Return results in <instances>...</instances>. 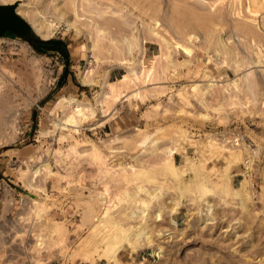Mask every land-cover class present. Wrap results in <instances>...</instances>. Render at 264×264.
<instances>
[{
    "label": "rangeland",
    "instance_id": "rangeland-1",
    "mask_svg": "<svg viewBox=\"0 0 264 264\" xmlns=\"http://www.w3.org/2000/svg\"><path fill=\"white\" fill-rule=\"evenodd\" d=\"M0 6V264L264 263V0Z\"/></svg>",
    "mask_w": 264,
    "mask_h": 264
},
{
    "label": "water",
    "instance_id": "water-1",
    "mask_svg": "<svg viewBox=\"0 0 264 264\" xmlns=\"http://www.w3.org/2000/svg\"><path fill=\"white\" fill-rule=\"evenodd\" d=\"M29 29V25L14 12L12 6H0V36L10 32L25 37ZM36 41L44 44L51 40L36 39Z\"/></svg>",
    "mask_w": 264,
    "mask_h": 264
},
{
    "label": "bare ground",
    "instance_id": "bare-ground-1",
    "mask_svg": "<svg viewBox=\"0 0 264 264\" xmlns=\"http://www.w3.org/2000/svg\"><path fill=\"white\" fill-rule=\"evenodd\" d=\"M4 2V0H0V2L1 3H3ZM253 29H251V31H252ZM255 31V30H254ZM251 34H253V31L251 32ZM255 37V36H254ZM86 74H88V73H86L85 72V77H86V80H88V77H87V75ZM123 80V79H122ZM83 81H84V79H83ZM107 84V83H106ZM113 84V83H112ZM110 94V92H104V95L105 96H107V95H109ZM69 103H72L73 104V102H75V100L74 99H70V100H68V99H66ZM80 105V104H79ZM76 105L75 106V111H76V113H79V114H81V112H82V107H85V106H82V105ZM65 122L66 123H63V125H70V124H72V123H75V119H74V117L73 116H69V117H67L66 119H65ZM76 129V128H75ZM76 131V130H75ZM58 154V153H57ZM76 154V149H75V147L74 146H71L70 148H69V150L65 153V155L66 156H73V155H75ZM64 155V154H63ZM62 155V156H63ZM76 156V155H75ZM108 170V169H107ZM106 190H107V188H106ZM109 190V189H108ZM108 190H107V192H108ZM113 194V193H112ZM108 195H111L110 193H108ZM107 195V196H108ZM109 197H112V195L111 196H109ZM108 197V198H109ZM99 204V203H98ZM100 204L102 205V209L103 210H100V212H99V217H97V214L95 215V211L97 210V207L94 205V204H89L88 205V208H86V210L84 211V216H85V218L87 219V220H94L95 219V217H97V220H96V223L97 222H101V220H102V215H103V213H104V210H105V205H106V201H102L101 200V202H100ZM105 214V213H104ZM142 228V227H141ZM151 241L152 240H150L149 238H148V242H149V244H151ZM153 242V241H152ZM158 249H156V251H157ZM262 262H264V260L262 261ZM262 264V263H261ZM264 264V263H263Z\"/></svg>",
    "mask_w": 264,
    "mask_h": 264
},
{
    "label": "flooded vegetation",
    "instance_id": "flooded-vegetation-1",
    "mask_svg": "<svg viewBox=\"0 0 264 264\" xmlns=\"http://www.w3.org/2000/svg\"><path fill=\"white\" fill-rule=\"evenodd\" d=\"M23 38L26 39L27 41L31 42V43H35L33 45L35 47L39 48V49L48 48V47L57 48V47H61L62 46V42L57 41V40L56 41H50V42L44 43V44L39 43L38 41H36V38L32 37V35L30 33V30H28L27 34Z\"/></svg>",
    "mask_w": 264,
    "mask_h": 264
},
{
    "label": "crops",
    "instance_id": "crops-1",
    "mask_svg": "<svg viewBox=\"0 0 264 264\" xmlns=\"http://www.w3.org/2000/svg\"><path fill=\"white\" fill-rule=\"evenodd\" d=\"M233 175H234V176H235V175H237V176H238V175H239V173H233Z\"/></svg>",
    "mask_w": 264,
    "mask_h": 264
},
{
    "label": "trees",
    "instance_id": "trees-1",
    "mask_svg": "<svg viewBox=\"0 0 264 264\" xmlns=\"http://www.w3.org/2000/svg\"><path fill=\"white\" fill-rule=\"evenodd\" d=\"M34 36H35L36 39H38L36 35H34Z\"/></svg>",
    "mask_w": 264,
    "mask_h": 264
}]
</instances>
